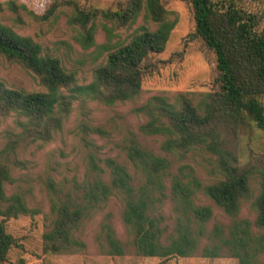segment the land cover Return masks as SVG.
Returning <instances> with one entry per match:
<instances>
[{
	"label": "trees",
	"instance_id": "16d2710c",
	"mask_svg": "<svg viewBox=\"0 0 264 264\" xmlns=\"http://www.w3.org/2000/svg\"><path fill=\"white\" fill-rule=\"evenodd\" d=\"M188 2L194 21V30L188 36L201 39L213 51L216 88L201 93L195 100L183 93L171 98L149 97L136 108L146 118L139 125V131L160 136V149L173 156L181 157L195 148L209 152L214 156L215 179L202 185L192 175L181 172L172 175L170 194L176 214L175 233L162 242L161 218L149 213L153 208V194H163V178L171 162L131 140L124 148L125 155L141 175V183L133 186L128 168L109 158L106 160L108 180L98 177L89 182L84 187L82 201L54 197L49 227L41 236L43 254L82 250L85 244L74 234L81 221L94 205L118 192L123 198L122 221L132 238L127 243L120 241L112 226L104 222L100 246L107 255L121 256L129 244L137 254L162 259L188 257L197 251L203 257L213 258L226 251L238 264H264V160L258 165L241 163L234 144L245 127L264 131V0ZM61 7L69 9L68 23L77 28L75 39L82 48L95 46L105 52L87 84L78 85L76 72L67 69L57 56L42 53L40 44L33 38L17 33L0 21V55L21 64L43 87V90L26 91L8 87L0 80V116L14 114L21 134L42 141H48L62 128L76 99H90L105 105L134 99L142 78L156 69L152 55L164 50L175 25V19L170 18L161 0H124L115 9L85 6L78 0H49L41 14L15 0L0 2V12L6 9L16 13L20 9L38 20L49 18ZM142 12L155 28L142 25L125 42H113L112 29L102 22L106 41L100 45L95 43L97 19L122 28L132 25ZM16 143L11 140L2 150L4 159L10 163L12 155L14 165L20 163L14 155ZM253 178L258 183V192L252 201L253 223L237 219L227 230L215 224L206 232L205 224L212 216V209L194 204L196 191L203 192L226 215L235 217L240 203L252 195ZM12 182L8 163L0 161V263H6L8 252L17 245L7 232L5 221L19 214L33 213L22 192L6 193L5 184ZM203 236L210 243L199 248ZM12 264L25 262L19 259Z\"/></svg>",
	"mask_w": 264,
	"mask_h": 264
},
{
	"label": "rangeland",
	"instance_id": "374dc122",
	"mask_svg": "<svg viewBox=\"0 0 264 264\" xmlns=\"http://www.w3.org/2000/svg\"><path fill=\"white\" fill-rule=\"evenodd\" d=\"M4 0H0L2 2ZM23 3L36 14H41L49 0H15ZM85 6L115 9L124 0H78ZM175 19L164 50L153 54L152 60L156 69L142 78L138 95L132 100L118 101L113 105H105L90 99H76L72 103L68 117L62 128L57 130L48 141L33 139L21 134L16 125L15 115L0 116V161L8 163L13 182L5 184V191L10 194L20 191L25 196L27 206L32 214H19L7 218L6 230L17 245L8 252L6 263L12 264L23 259L25 264H238L236 258L226 251L221 256L207 258L197 251L188 257L173 256L162 259L156 256H143L135 253L128 244L126 252L121 256L105 254L100 246L102 238L101 226L108 222L115 231V236L127 243L132 235L127 231L121 217L123 198L120 193H113L104 202H99L88 211L74 233L81 239L85 247L73 253L43 254L41 252L42 233L49 227L50 204L54 197L71 198L82 201L84 187L92 180L101 177L109 178L107 159L124 164L131 176L133 186L141 183V175L127 161L125 146L131 140L142 148L167 157L171 164L163 178V194H153V205L150 215L161 218L164 233L161 241L175 233L176 214L174 201L170 194V179L174 174L194 176L202 185L215 179L214 156L202 148L186 151L181 157L173 156L160 149L161 137L144 135L139 125L146 118L136 108L143 105L153 95L172 96L183 93L188 97H199L201 93L216 88L217 75L215 55L201 39L190 38L194 30L191 6L188 0H161ZM70 11L66 7L59 8L45 20H38L27 11L16 13L3 9L0 21L11 26L17 33L28 35L38 42L42 53L57 56L63 65L76 72L78 85L87 84L92 79V71L103 61L104 51L95 46L82 48L76 41V27L68 23ZM102 22L112 29L113 42H125L140 26L149 29L155 24L145 20L143 12L136 21L126 27L116 28L107 21H95L94 41L100 45L106 41V33ZM0 80L6 86L26 91L43 90L38 79L21 64L8 60L0 55ZM264 104V97L262 98ZM16 140L14 155L18 162L12 163L4 159L2 150L6 143ZM241 163L258 165L264 160V131L253 127H245L234 142ZM181 172V173H180ZM252 195L240 203L235 217L226 215L203 192L196 191L193 202L196 205H208L212 216L205 224L206 232L215 224L224 230L237 219H247L253 223L255 210L252 207L257 190V178L252 180ZM194 226V224L192 225ZM251 229L255 227L251 224ZM207 236L199 240V248L209 244ZM21 245L22 247H20ZM264 255V253H263ZM263 259V256L261 257Z\"/></svg>",
	"mask_w": 264,
	"mask_h": 264
}]
</instances>
